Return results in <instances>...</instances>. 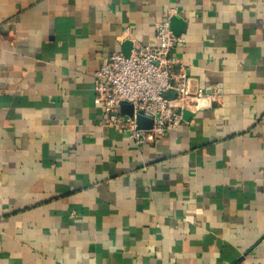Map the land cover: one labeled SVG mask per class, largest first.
<instances>
[{"label":"crops","instance_id":"1","mask_svg":"<svg viewBox=\"0 0 264 264\" xmlns=\"http://www.w3.org/2000/svg\"><path fill=\"white\" fill-rule=\"evenodd\" d=\"M172 16L204 94L138 145L93 72ZM0 35V264H264V0H0Z\"/></svg>","mask_w":264,"mask_h":264},{"label":"built area","instance_id":"2","mask_svg":"<svg viewBox=\"0 0 264 264\" xmlns=\"http://www.w3.org/2000/svg\"><path fill=\"white\" fill-rule=\"evenodd\" d=\"M154 33L156 44L136 45L128 54L111 52L93 72L94 101L101 106L103 123L125 129L138 145L175 129L183 120L182 110L193 109L204 94L200 88L191 90L190 78L173 52L185 39L172 31L168 17L154 24ZM169 91L174 96H165ZM209 98L217 100L215 91ZM122 101L131 103V115L120 112ZM138 114L151 119L149 128L137 127Z\"/></svg>","mask_w":264,"mask_h":264},{"label":"water","instance_id":"3","mask_svg":"<svg viewBox=\"0 0 264 264\" xmlns=\"http://www.w3.org/2000/svg\"><path fill=\"white\" fill-rule=\"evenodd\" d=\"M176 19H177L176 16H172L170 18L171 28H172L174 33H175L174 23L177 21ZM125 54H128V53H125ZM174 93H175L174 91H169L165 94V96L172 97V96H174ZM119 110L121 113L131 115L132 114V105L129 102L122 101L119 104ZM151 122L152 121L150 118H147V117L143 116L142 114L136 115V124H137V127H139V128H149L151 126Z\"/></svg>","mask_w":264,"mask_h":264}]
</instances>
